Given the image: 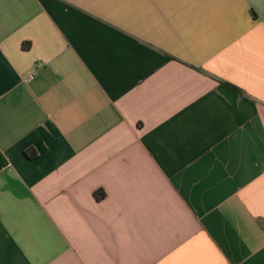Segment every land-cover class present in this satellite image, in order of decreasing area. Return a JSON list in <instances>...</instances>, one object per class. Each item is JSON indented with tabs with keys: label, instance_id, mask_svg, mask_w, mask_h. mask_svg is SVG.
<instances>
[{
	"label": "crops",
	"instance_id": "crops-1",
	"mask_svg": "<svg viewBox=\"0 0 264 264\" xmlns=\"http://www.w3.org/2000/svg\"><path fill=\"white\" fill-rule=\"evenodd\" d=\"M0 264H264V0H0Z\"/></svg>",
	"mask_w": 264,
	"mask_h": 264
},
{
	"label": "trees",
	"instance_id": "trees-1",
	"mask_svg": "<svg viewBox=\"0 0 264 264\" xmlns=\"http://www.w3.org/2000/svg\"><path fill=\"white\" fill-rule=\"evenodd\" d=\"M23 48L24 49H29L30 48V43H24L23 44ZM33 154V153H32ZM32 154H30V155H32Z\"/></svg>",
	"mask_w": 264,
	"mask_h": 264
}]
</instances>
